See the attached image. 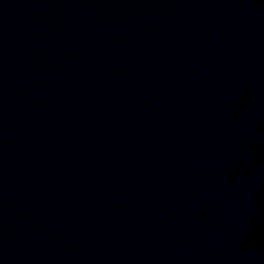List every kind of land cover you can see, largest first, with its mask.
Here are the masks:
<instances>
[{
    "label": "water",
    "instance_id": "water-1",
    "mask_svg": "<svg viewBox=\"0 0 264 264\" xmlns=\"http://www.w3.org/2000/svg\"><path fill=\"white\" fill-rule=\"evenodd\" d=\"M0 264H264V0H0Z\"/></svg>",
    "mask_w": 264,
    "mask_h": 264
}]
</instances>
